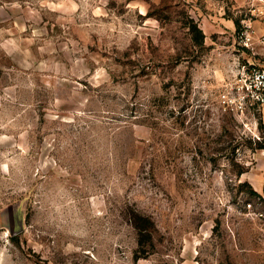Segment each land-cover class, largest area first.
<instances>
[{"label":"rangeland","instance_id":"rangeland-1","mask_svg":"<svg viewBox=\"0 0 264 264\" xmlns=\"http://www.w3.org/2000/svg\"><path fill=\"white\" fill-rule=\"evenodd\" d=\"M264 0H0V264H264Z\"/></svg>","mask_w":264,"mask_h":264},{"label":"built area","instance_id":"built-area-1","mask_svg":"<svg viewBox=\"0 0 264 264\" xmlns=\"http://www.w3.org/2000/svg\"><path fill=\"white\" fill-rule=\"evenodd\" d=\"M262 10H258L261 12ZM254 18L252 16L243 19V29L241 36L245 43L249 44L254 39L253 29ZM237 92L232 98L229 90H225L221 94L224 102L234 106L237 111L244 112L247 108L261 109L264 106V65H254L245 68L235 83Z\"/></svg>","mask_w":264,"mask_h":264},{"label":"crops","instance_id":"crops-1","mask_svg":"<svg viewBox=\"0 0 264 264\" xmlns=\"http://www.w3.org/2000/svg\"><path fill=\"white\" fill-rule=\"evenodd\" d=\"M263 7H261L262 10L261 12H256L255 14L257 16H255L254 18V23H255V27H256V33L257 34H262L264 33V9H262Z\"/></svg>","mask_w":264,"mask_h":264}]
</instances>
